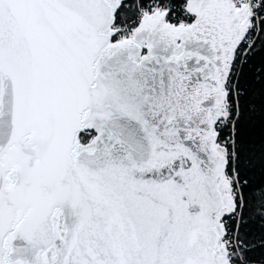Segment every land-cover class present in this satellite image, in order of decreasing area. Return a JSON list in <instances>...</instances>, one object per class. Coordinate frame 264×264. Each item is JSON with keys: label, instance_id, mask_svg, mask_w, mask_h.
<instances>
[{"label": "snow or ice", "instance_id": "obj_1", "mask_svg": "<svg viewBox=\"0 0 264 264\" xmlns=\"http://www.w3.org/2000/svg\"><path fill=\"white\" fill-rule=\"evenodd\" d=\"M0 264H264V0H0Z\"/></svg>", "mask_w": 264, "mask_h": 264}]
</instances>
